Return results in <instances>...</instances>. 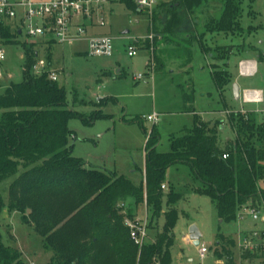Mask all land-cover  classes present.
<instances>
[{"label": "trees", "instance_id": "obj_1", "mask_svg": "<svg viewBox=\"0 0 264 264\" xmlns=\"http://www.w3.org/2000/svg\"><path fill=\"white\" fill-rule=\"evenodd\" d=\"M120 1L130 11L136 10L130 0ZM206 1L160 3L152 14L151 29L157 36L168 34L189 46L198 42L205 56L222 61V66L210 67L213 83L223 97L232 82L227 63L235 46L210 49L204 39L213 33H241L243 3L222 0L219 17L202 26L191 18ZM24 52L28 69L22 81L10 83L0 94V183L23 171L9 185L8 205L0 194V216L6 207L8 212L21 214L24 223L41 237L43 251L51 255L48 264H171L177 210L172 207L164 213L165 224L154 243L138 248L125 225L126 217L133 220L135 215L127 205L120 208L128 199L136 205L146 203L153 224L162 212V185L171 166H189L200 183L195 192L211 199L221 222H235L244 206L257 203L264 207V191L258 186L264 180V122L253 111L229 114L235 139L224 148L219 146V125L197 115L191 129L170 137L169 153L157 151L160 136L153 126L145 146L144 181L136 185L123 175L86 168L71 153L69 141L74 132L69 129L70 120L79 119L87 126L103 115L98 112L85 118L69 109L66 90L47 76L30 74L35 54L25 45ZM259 59L262 61V55ZM184 97L192 101L191 96ZM165 198L168 207L180 200L173 189ZM223 242L235 246L233 240L219 234L216 245ZM214 254L222 259L218 251ZM0 264H26L22 252L6 246L1 234Z\"/></svg>", "mask_w": 264, "mask_h": 264}, {"label": "rangeland", "instance_id": "obj_2", "mask_svg": "<svg viewBox=\"0 0 264 264\" xmlns=\"http://www.w3.org/2000/svg\"><path fill=\"white\" fill-rule=\"evenodd\" d=\"M130 1L134 4V0ZM242 3V32L234 36H218L216 39L208 34L204 44L210 49L217 47L215 43L229 47L234 45L235 54L247 53L252 56L258 70L255 76L247 79L238 75V60L232 58L229 61L232 82L240 86L241 92L247 89L264 92V0H242ZM222 5V0H207L191 19L204 26L219 17ZM104 14L106 27L97 32L116 40L114 57L92 58L87 55L85 45L81 44L54 45L46 56L51 68L60 75L58 85L66 90L69 109L85 118L98 112L103 115L92 125L85 126L79 119H71L68 125L74 132L69 141L71 153L88 166L123 175L133 184L140 185L145 176V146L153 126L160 136L157 151L169 153L170 137L179 136L185 129H191L194 115H197L211 125H219V146L224 148L235 139L228 113L264 108V104L243 105L229 91L222 97L213 83L210 67L222 61H213L205 56L198 42L189 46L186 42H177L168 34L165 38L155 34V41L149 46L153 51L145 49L146 44L141 42L137 44L139 50L136 56L130 58L126 54L128 45L136 38L148 36L151 31L149 16L137 10L130 11L120 0L107 4ZM126 30L129 34L123 35ZM18 40L19 45L7 47V60L0 66L6 77L11 76L1 83L0 94L5 93L10 83H20L24 77L23 68L27 60L24 45L30 41L25 32ZM83 51L85 53H81ZM39 54L45 58L43 52ZM260 55L262 61H259ZM152 64L154 67H151ZM139 76L142 79H138ZM184 94L191 96L192 101H187ZM153 113L159 115L160 121L157 124L144 119ZM258 120L261 122L262 116ZM22 172L20 170L18 175ZM18 175L0 183V194L6 205L9 185ZM164 184L167 190L164 192L162 212L153 224H150L152 216L146 203L136 205L135 200L128 199L126 205L138 219H148L149 234L153 240L162 233L159 226L162 227L165 221L163 213L172 207L177 210L179 218L173 229L171 264H230L229 261L232 264L253 263L252 257L241 251L238 242L234 240H240L245 232L264 230V224L254 222L249 216L230 224L221 222L211 199L195 192L200 183L193 178L189 166H171L166 172ZM258 186L264 191V180ZM171 189L179 194L180 200L168 207L165 196ZM253 206L264 212L262 205L256 203ZM192 225L201 231L200 244L209 248L202 263L197 248L187 239ZM0 234L6 246L22 252L26 264H48L51 255L43 251L41 237L24 223L21 214L8 212L6 207L0 216ZM219 234L227 240H233L235 246L224 242L216 245ZM216 251L222 254V259L215 256Z\"/></svg>", "mask_w": 264, "mask_h": 264}, {"label": "built area", "instance_id": "obj_3", "mask_svg": "<svg viewBox=\"0 0 264 264\" xmlns=\"http://www.w3.org/2000/svg\"><path fill=\"white\" fill-rule=\"evenodd\" d=\"M112 2L113 0H0V66L7 60V47L19 45L18 37L24 32L30 41L26 42L25 46L35 54V61L28 71L36 78L47 76L51 82L59 81L58 71L51 68V63L46 58L54 45L73 46L86 40L88 56L92 58L114 57L116 53L114 38L105 34L89 35L91 29L106 27L105 6ZM134 4L137 12L149 16L150 22L160 0H134ZM155 37L151 29L148 36L136 38L132 44H129L126 54L133 58L139 50L137 44L143 42V44L150 43L151 45ZM40 52L44 53L45 58L40 57ZM253 66L250 61L240 62L237 67L240 77L255 76L257 72ZM151 67H154V64ZM27 69L26 66L23 68V74ZM10 78L11 76L6 77L0 68V89L1 83ZM138 79H142V76ZM239 100L243 105H261L264 104V92L258 89L243 90L240 92ZM248 111L236 112L246 114ZM253 112L257 116H262L264 122V110ZM144 119L153 124L160 121L157 113L144 117ZM149 139L150 136L147 140ZM223 158L226 159L227 156ZM166 190L167 186L163 184L162 191ZM120 208L125 209L126 204L122 203ZM238 213L237 220H243L244 216H249L254 222L264 224V212L252 206H244ZM148 222V219L135 218L132 220L129 217L125 219L131 239L138 248L150 242ZM187 239L193 245L190 237L187 236ZM238 246L241 251L251 255L252 264H264V230L244 233L238 241ZM197 251L199 261L202 263L209 253V248L205 244H200Z\"/></svg>", "mask_w": 264, "mask_h": 264}, {"label": "crops", "instance_id": "obj_4", "mask_svg": "<svg viewBox=\"0 0 264 264\" xmlns=\"http://www.w3.org/2000/svg\"><path fill=\"white\" fill-rule=\"evenodd\" d=\"M168 2H170V0L169 1H164V2H162L161 0H160V3L161 4H164V3H168ZM97 30H99V29H96V28H94V29H91L90 31H89V35H100L98 32H97ZM127 34H129V31H124L123 32V35H127ZM106 35V34H105ZM218 36H225V37H228V36H226V35H224V34H221V35H217V34H213V36L211 37V38H213V39H216ZM123 37V36H122ZM214 42V41H213ZM212 42V43H213ZM215 42H216V40H215ZM77 44H81V45H85V48H86V50H87V41L86 40H84V42H81V43H77ZM76 45V44H75ZM215 46H221V47H229V46H223V45H217V43H215ZM232 46V45H231ZM234 46V45H233ZM234 52V51H233ZM81 53H85V51H83V52H81ZM234 54H235V52H234ZM233 54V56H231V58H230V60L232 59V58H235L236 60H238V63H237V66H238V64L240 63V62H246V61H250V62H252L253 63V67L255 68V71L257 72V70H258V67H257V62L253 59V57L252 56H250V55H248L247 53L246 54H243V53H241V54H239V53H236L235 55ZM229 60V61H230ZM218 65L219 66H222L223 65V62H221V63H218ZM228 65H229V62L227 63V68H228ZM229 69V68H228ZM238 75H239V72H238ZM239 77H240V75H239ZM240 78H245V77H240ZM247 78H249V77H247ZM246 78V79H247ZM235 85H238V84H236V83H234V82H231V86L228 88V90H227V92L229 91L230 93H232L233 94V96H234V86ZM238 87H239V89H240V92H241V88H240V86L238 85ZM262 91V90H261ZM239 100V99H238ZM262 105V104H261ZM256 106H258V105H256ZM257 110H264V108L263 109H260V108H256ZM249 111H255V110H249ZM90 166H88V164L86 163V168H89ZM91 168H94V167H91ZM99 170H102V169H99ZM106 169H104V170H102V171H105ZM145 173V172H144ZM167 212V211H166ZM165 213V212H164ZM164 213H163V216H164ZM135 218H137V216H135ZM138 219V218H137ZM164 220H165V216H164ZM158 224V223H157ZM164 224H165V221H164ZM163 224V225H164ZM159 225V224H158ZM163 225H162V227H163ZM162 227H160L159 226V230H161L162 229ZM148 232H149V229H148ZM150 233V232H149ZM246 233V232H245ZM248 233V232H247ZM149 237H150V242L151 243H154L155 242V240H153L152 238H151V236H150V234H149ZM235 242H238L239 241V239H236V240H234Z\"/></svg>", "mask_w": 264, "mask_h": 264}, {"label": "water", "instance_id": "obj_5", "mask_svg": "<svg viewBox=\"0 0 264 264\" xmlns=\"http://www.w3.org/2000/svg\"><path fill=\"white\" fill-rule=\"evenodd\" d=\"M239 96H240V89L238 85H235L234 86V97L235 99L238 100ZM28 213H30V210L28 211ZM188 231H189V237L193 243V246L198 248V246L200 245V240L202 238L201 231H199L195 225H192Z\"/></svg>", "mask_w": 264, "mask_h": 264}]
</instances>
